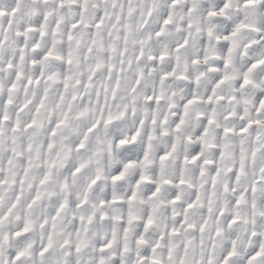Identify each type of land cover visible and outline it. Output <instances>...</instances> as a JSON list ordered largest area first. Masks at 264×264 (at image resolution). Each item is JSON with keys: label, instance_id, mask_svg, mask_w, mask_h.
<instances>
[{"label": "clouds", "instance_id": "1", "mask_svg": "<svg viewBox=\"0 0 264 264\" xmlns=\"http://www.w3.org/2000/svg\"><path fill=\"white\" fill-rule=\"evenodd\" d=\"M261 61L264 0H0V264H264Z\"/></svg>", "mask_w": 264, "mask_h": 264}, {"label": "snow or ice", "instance_id": "2", "mask_svg": "<svg viewBox=\"0 0 264 264\" xmlns=\"http://www.w3.org/2000/svg\"><path fill=\"white\" fill-rule=\"evenodd\" d=\"M248 2L249 3H252L253 2V0H248ZM261 63H264V61H261ZM245 83H247V76H245V81H244ZM188 103H192V101L190 100V101H188ZM244 129H242V131H243ZM226 131H229V130H227L226 129ZM133 140H135V136H133ZM120 143H125V141H120ZM167 158V155H164V156H161V159L163 160V159H166ZM193 159H195V157L193 158ZM128 166H130V165H126L125 167H128ZM123 175V173H121L120 175H118V176H113L112 177V179L113 180H119L120 178H121V176ZM183 181H181V183H182ZM131 198V197H130ZM151 218L149 217L148 218V220L146 221V223L147 224H151ZM229 255H231V253H229ZM255 257H252V258H250V260H249V264H251V259H254Z\"/></svg>", "mask_w": 264, "mask_h": 264}]
</instances>
